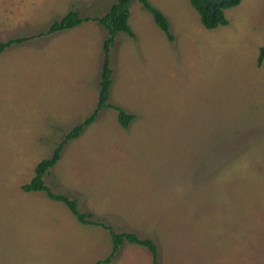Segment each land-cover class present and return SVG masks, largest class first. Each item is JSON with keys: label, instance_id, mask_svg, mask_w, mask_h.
I'll return each instance as SVG.
<instances>
[{"label": "rangeland", "instance_id": "1", "mask_svg": "<svg viewBox=\"0 0 264 264\" xmlns=\"http://www.w3.org/2000/svg\"><path fill=\"white\" fill-rule=\"evenodd\" d=\"M137 0L111 50L109 103L45 177L116 232L153 239L161 264H264V0L203 27L189 0ZM116 0H0V42L36 36L70 10L105 15ZM107 31L93 20L0 56V264H94L108 230L61 202L22 190L66 133L95 110ZM110 264H152L125 243Z\"/></svg>", "mask_w": 264, "mask_h": 264}, {"label": "trees", "instance_id": "2", "mask_svg": "<svg viewBox=\"0 0 264 264\" xmlns=\"http://www.w3.org/2000/svg\"><path fill=\"white\" fill-rule=\"evenodd\" d=\"M153 17L155 24L167 36L169 41H174V36L170 31V21L162 13L161 10L154 7L149 0H137ZM193 9L198 13L201 24L207 30H214L220 26H227L229 21L225 15L227 9L240 5L242 0H189ZM133 0H116L109 11L101 16L94 18H83L78 10H70L62 19L52 23L46 32H41L36 36L12 38L5 42H0V56L9 48L24 44L32 39L53 35L59 32L73 29L84 22L95 21L102 25L107 31V36L103 43V64L101 72V80L99 83L100 92L99 99L95 110L82 123L75 126L71 131L65 134L63 140L57 145L50 158L42 160L35 169L34 178L27 184L22 186V190L26 193L43 192L53 201L63 203L69 211L75 216L78 222L84 225H92L103 227L108 230L111 241L112 250L109 255L94 264H110L118 254L121 247L127 243L147 249L152 258V264H161L158 256V247L156 242L151 238H141L135 233L116 232L110 225L102 221L94 220L91 213L81 212L78 201L70 199L68 196L56 194L45 183V177L58 164L61 159L62 152L66 145L80 137L86 128L91 126L99 117L100 113L106 109H114L118 113L120 125L127 129L130 123L136 118L135 115L127 113L122 107L109 103L110 91L113 84V69L110 63L111 50L116 44L117 36L120 33L127 34L130 38H135L130 24L131 3ZM264 62V46L259 50L257 60L258 66Z\"/></svg>", "mask_w": 264, "mask_h": 264}]
</instances>
